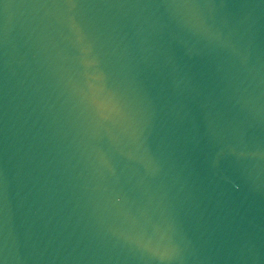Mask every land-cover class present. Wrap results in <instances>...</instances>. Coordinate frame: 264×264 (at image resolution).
I'll return each instance as SVG.
<instances>
[{
    "label": "water",
    "instance_id": "water-1",
    "mask_svg": "<svg viewBox=\"0 0 264 264\" xmlns=\"http://www.w3.org/2000/svg\"><path fill=\"white\" fill-rule=\"evenodd\" d=\"M215 2L253 6L0 0L5 264H264V4ZM193 14L225 44L186 26ZM72 20L128 119L93 117ZM116 182L131 190L135 225L111 206Z\"/></svg>",
    "mask_w": 264,
    "mask_h": 264
},
{
    "label": "snow or ice",
    "instance_id": "snow-or-ice-1",
    "mask_svg": "<svg viewBox=\"0 0 264 264\" xmlns=\"http://www.w3.org/2000/svg\"><path fill=\"white\" fill-rule=\"evenodd\" d=\"M264 4V0H261ZM7 7L8 5H4ZM53 6L67 9L78 7H145V8H181V9H199L211 7H252L249 4H228L216 3L215 0H154L147 3H84L83 0H56ZM191 30L202 33L210 42L225 44L223 38L212 32L206 21L202 20L196 14L187 22ZM70 27L73 33L78 37V53L80 64L83 69V77L86 89V101L93 117L99 122H106L113 118L128 119L129 112L126 100L122 93L113 87L109 79L100 67L95 55L94 44L84 33L83 29L74 20L70 21ZM244 154L242 153L241 156ZM238 190V189H237ZM107 195L115 212L124 217L131 225H135L138 219V209L130 195V189H127L119 182L111 185L107 190ZM3 205V184L0 182V211ZM120 238L132 245L135 249L150 252L151 240L141 232L126 231L120 233ZM175 250H172L174 257ZM0 264H5L3 257V246L0 245Z\"/></svg>",
    "mask_w": 264,
    "mask_h": 264
}]
</instances>
